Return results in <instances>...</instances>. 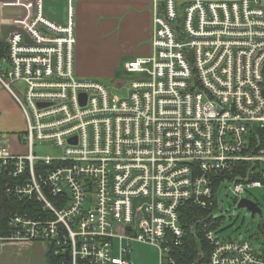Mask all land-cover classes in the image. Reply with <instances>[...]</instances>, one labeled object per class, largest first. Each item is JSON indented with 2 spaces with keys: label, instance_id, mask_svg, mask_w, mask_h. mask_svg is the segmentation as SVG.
Wrapping results in <instances>:
<instances>
[{
  "label": "built area",
  "instance_id": "built-area-1",
  "mask_svg": "<svg viewBox=\"0 0 264 264\" xmlns=\"http://www.w3.org/2000/svg\"><path fill=\"white\" fill-rule=\"evenodd\" d=\"M152 1L150 53L124 66L142 79L118 99L76 75L72 0L64 24L42 0H0L17 3L9 28L21 30L3 41L0 86L25 120L23 152L0 141V192L21 204L0 244H45L59 264H129L139 243L178 264L181 206L214 210L216 178V195L224 182L235 197L264 193V0ZM44 143L60 155H36ZM259 215L256 244L205 224L197 264H264Z\"/></svg>",
  "mask_w": 264,
  "mask_h": 264
},
{
  "label": "rangeland",
  "instance_id": "rangeland-1",
  "mask_svg": "<svg viewBox=\"0 0 264 264\" xmlns=\"http://www.w3.org/2000/svg\"><path fill=\"white\" fill-rule=\"evenodd\" d=\"M43 6H44V0ZM16 2L5 4L0 3V19L2 20L3 13L6 16L17 17ZM23 13L22 11H20ZM67 6L63 2L56 0H48L45 3L44 13L46 16L57 24H64L66 22ZM9 14V15H8ZM5 35L6 30L2 29ZM5 36L3 37L4 41ZM98 61L92 67L98 75L97 81L102 83L108 90L111 97L118 99L127 96V89L132 81L142 79L141 75L128 74L124 70V63L129 59H123L118 63H111L104 54H100ZM108 67L112 69L108 70ZM111 71V72H109ZM12 89L17 91L15 85ZM5 91L11 103H0V141L7 142L11 151L21 153L24 147L17 143L15 135L25 131V120L22 112L11 95L0 86V100H7L1 94ZM8 101V100H7ZM22 143V142H20ZM34 153L40 156L57 157L60 155V150L52 144L44 143L34 147ZM240 199H247L257 203L262 211L264 218V193L260 189L250 190L240 197H235L232 191L227 187V182H224L217 192V207L212 210L213 220L219 219L215 228L216 234L221 239H249L256 244V239L259 237V221L260 215H252L247 208H238L237 201ZM44 244H37L36 246H21L18 244H0V264H47L46 255L49 251ZM45 251V252H43ZM157 249L133 243L130 252V261L132 264H158Z\"/></svg>",
  "mask_w": 264,
  "mask_h": 264
},
{
  "label": "crops",
  "instance_id": "crops-1",
  "mask_svg": "<svg viewBox=\"0 0 264 264\" xmlns=\"http://www.w3.org/2000/svg\"><path fill=\"white\" fill-rule=\"evenodd\" d=\"M47 1L44 0V10ZM56 1L67 6L68 0ZM72 5L76 35L75 72L78 77L96 79L98 73L92 67L100 54H104L110 64L129 59L126 64L150 53L152 0H72ZM2 17L0 34L2 29L7 33L12 21L5 13ZM4 36L6 34L0 36V42ZM107 69L112 71L108 65ZM1 95L8 101L1 98L0 103H11L5 91Z\"/></svg>",
  "mask_w": 264,
  "mask_h": 264
},
{
  "label": "trees",
  "instance_id": "trees-1",
  "mask_svg": "<svg viewBox=\"0 0 264 264\" xmlns=\"http://www.w3.org/2000/svg\"><path fill=\"white\" fill-rule=\"evenodd\" d=\"M6 53L4 42H0V58ZM221 178L215 179L214 197L216 199V190L218 182ZM21 204L18 201L9 200L0 192V236L8 234L7 221L12 212L20 209ZM212 209H201L195 207L191 203H185L179 209L180 225L184 230V239L182 246L177 250L176 259L178 264H197L199 260L198 254H204V261L207 258L210 247L204 239L203 226L212 224L216 227L219 220L211 218ZM46 255L47 264H59L58 259L53 255V252L48 248Z\"/></svg>",
  "mask_w": 264,
  "mask_h": 264
},
{
  "label": "water",
  "instance_id": "water-1",
  "mask_svg": "<svg viewBox=\"0 0 264 264\" xmlns=\"http://www.w3.org/2000/svg\"><path fill=\"white\" fill-rule=\"evenodd\" d=\"M15 31H21V30H19L17 28H8L7 29L8 33L15 32ZM238 208H247L248 210L251 211L252 215L261 214L260 209H258L254 203H252L251 201L246 200V199H243L239 202ZM262 225H263V221H260L259 227L262 228ZM129 264H132V262L129 261Z\"/></svg>",
  "mask_w": 264,
  "mask_h": 264
}]
</instances>
